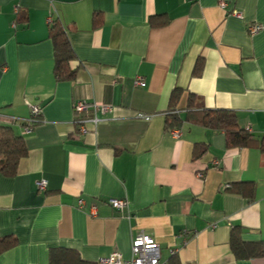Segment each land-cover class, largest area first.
<instances>
[{"label":"crops","instance_id":"crops-1","mask_svg":"<svg viewBox=\"0 0 264 264\" xmlns=\"http://www.w3.org/2000/svg\"><path fill=\"white\" fill-rule=\"evenodd\" d=\"M55 20L75 54L73 80L55 75ZM175 88L264 140V0H0V124L27 148L14 177L0 173V237L18 239L0 264H50L53 249L93 264L130 259L141 233L168 263L264 264L230 246L237 227L244 242L264 243V152L190 124L171 135ZM81 101L92 107L76 115ZM31 105L40 123L24 135ZM197 144L207 146L199 156Z\"/></svg>","mask_w":264,"mask_h":264},{"label":"trees","instance_id":"trees-1","mask_svg":"<svg viewBox=\"0 0 264 264\" xmlns=\"http://www.w3.org/2000/svg\"><path fill=\"white\" fill-rule=\"evenodd\" d=\"M50 38L55 52V75L58 81L73 80L76 72L71 69V62L75 59L70 39L62 23L55 20L50 25ZM201 62L195 68V75L201 73ZM186 94L185 101L183 96ZM40 123V119L39 122ZM37 123V124H38ZM186 124L207 130L222 131L226 135L229 147L248 148L258 145L264 152V140L258 141L248 130L241 129L236 113L227 110H209L190 93H183L175 88L172 93L166 130L184 128ZM26 123L23 122V127ZM207 149L206 144H197L195 156H199ZM27 155V148L22 137L16 136L12 125L0 124V173L5 177H14L18 166ZM18 246V239L14 236L0 237V255ZM230 246L238 260L256 261L264 258V243H246L242 240L239 227L232 230ZM50 264H93L83 261L77 251L67 249H53L50 252ZM97 264V263H95ZM169 264H180L174 257Z\"/></svg>","mask_w":264,"mask_h":264},{"label":"built area","instance_id":"built-area-1","mask_svg":"<svg viewBox=\"0 0 264 264\" xmlns=\"http://www.w3.org/2000/svg\"><path fill=\"white\" fill-rule=\"evenodd\" d=\"M222 9H227L228 6L226 3L221 4ZM231 14L237 18H241V14L237 11H232ZM263 30L261 25H253L249 27V31L252 35L259 34ZM136 85L138 87H145V81L143 78L139 77L137 79ZM92 105L88 104L85 101L78 102L75 106V113L79 115L87 111ZM93 108L96 111H102L103 113H111L113 109L108 106L103 105H93ZM41 115V109L38 105H31V113L30 118L25 120L26 126L23 127L24 135H28L32 133L33 127L39 122V117ZM2 116V115H0ZM6 119V118H3ZM83 132H86L83 130ZM249 133H252L251 129H248ZM171 135L175 137H179L181 135V131L174 130ZM203 173H199L198 176L203 177ZM47 187L46 181H41L38 183V188L41 190H45ZM108 204L111 208L122 211L126 207H128V202L125 200H110ZM83 201H80V207H83ZM98 212L97 206H93L90 211V215L96 216ZM174 254V253H173ZM97 264H169L166 261L162 260L161 251L159 244L155 241V239L145 233L139 234L132 243V257L130 259L124 258L120 253H113L111 256L100 259Z\"/></svg>","mask_w":264,"mask_h":264}]
</instances>
